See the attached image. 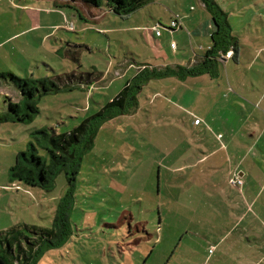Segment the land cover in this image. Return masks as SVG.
Here are the masks:
<instances>
[{"label":"rangeland","instance_id":"obj_1","mask_svg":"<svg viewBox=\"0 0 264 264\" xmlns=\"http://www.w3.org/2000/svg\"><path fill=\"white\" fill-rule=\"evenodd\" d=\"M41 1L49 4L42 7L38 2V8L44 9L37 18L40 27L29 30L33 21L11 10L12 0H0V74L42 79L81 72L98 75L101 82L43 96L38 102L40 113L32 123L0 125V233L24 224L51 228L69 188L64 173L56 178L51 192L11 180L10 170L19 154L34 142V132H69L115 98L137 68L144 70L145 65H151L156 68L148 67L149 70L163 71L157 66H196L204 60L210 42L212 45L213 33L211 38L208 34L199 37L189 33V20L183 22L187 30H168L176 18L174 12H178V18L197 14L192 28L203 25L204 18L210 15L200 0H152L122 17L105 3L98 8L86 0H69L68 6L57 8L56 0ZM214 1L222 5L234 2ZM259 2L264 4V0ZM235 8L243 7L237 2ZM254 8L262 18L243 11L232 20L235 30L249 37L245 40L247 46L264 45V5ZM156 27L162 37L153 36ZM21 32L24 33L18 39L10 40ZM73 53L79 54L81 69L72 60ZM219 67L224 77V67ZM227 73L233 92L251 98L246 104V117L235 107L232 115L215 110L209 120L215 123L213 127L217 120L226 119L234 128H243L241 136L248 143L252 130L264 131V99L253 101L255 96H264V70L246 71L242 67ZM207 75L218 77L217 72ZM194 83L189 78L153 79L139 94V112L102 124L77 179L70 214L73 237L62 248L47 252L39 264H204L209 248L204 241L219 239L224 236L223 230L233 227L209 209L212 206L219 212L222 208L210 195L214 189L212 178L226 180L228 165L223 160L229 155L233 166L240 164L238 155L242 150L233 144L229 151H222L214 169L205 163L178 171L182 165H190L191 158L198 154L190 146L194 138L219 145V130L215 132L208 126L207 101L215 92H228L222 91L223 86L218 87L217 82L214 86L211 82L209 87L203 82L201 89ZM8 98L16 101L21 94L0 80V114L7 111ZM196 120L200 126H196ZM262 135L257 133V137ZM250 151L243 150L244 154ZM39 153L47 157L45 151L40 149ZM242 169L247 174L252 171V175H264V136ZM228 191L232 194L230 188ZM242 230L243 227L237 229L236 234ZM254 230L264 236V228Z\"/></svg>","mask_w":264,"mask_h":264},{"label":"trees","instance_id":"obj_2","mask_svg":"<svg viewBox=\"0 0 264 264\" xmlns=\"http://www.w3.org/2000/svg\"><path fill=\"white\" fill-rule=\"evenodd\" d=\"M152 0H86L88 4L101 7L104 3L118 16H128L149 4ZM213 18L215 31L212 46L204 60L192 67L166 68L163 71L144 69L138 72L118 95L108 102L97 114L84 120L73 130L58 134L37 130L28 146L21 152L16 164L10 170L12 181H19L31 188L46 192L54 189L56 178L64 173L68 190L58 206L53 226H14L0 233V264H39L44 255L65 246L73 237L70 214L75 203V188L84 157L92 151L102 124L119 116L134 113L139 107V94L153 79L176 77L185 80L202 74H215L216 63L221 55L231 49L238 51L239 41L233 35L228 15L214 0H201ZM72 60L81 69L78 53ZM0 80L14 86L21 94V100L8 98V109L0 114V125L5 123H32L39 115V100L46 95L72 91L78 86L100 81L93 73L56 74L42 79L21 78L13 73H1ZM46 152L47 157L39 151Z\"/></svg>","mask_w":264,"mask_h":264},{"label":"crops","instance_id":"obj_3","mask_svg":"<svg viewBox=\"0 0 264 264\" xmlns=\"http://www.w3.org/2000/svg\"><path fill=\"white\" fill-rule=\"evenodd\" d=\"M68 1L69 0H56L54 5H57V8L66 7L69 5ZM73 1L77 2L78 0H73ZM38 2H42L43 5L42 7L49 4V3H43V1L41 0H12V3L9 2L10 3L9 5H12V7L10 6L11 10L14 11L17 10L21 14H24L22 15V19L25 16L28 19L27 20L28 22L32 23L33 21L32 26L30 27L29 30L37 29L40 27V25L37 23V18L39 14H44V9L38 8L37 6L39 4ZM200 2L201 5L204 8H206L201 0ZM237 2H239V5L242 4L243 8L236 9L235 6L237 5ZM218 5L222 7V9L228 15V20L230 22L233 35L239 41L238 51L235 53V51L231 49L226 55L222 54L221 57L218 58L216 63L217 76H218L217 79L210 78V76L207 74H202L195 77H189V79L195 82L194 86H196L197 89L203 88L201 86L203 82H205V85L207 87L211 85V82H214L213 86L215 85V82H217L219 85V86L217 85L218 87L223 86L222 91L226 89V91L228 92V94L225 95L224 94L219 95V93L221 92H215L214 94L208 97V101H207L208 126L212 127L215 132L216 129L219 130L220 140L213 135V137L216 138V140L219 142V145L215 146L214 143H210V141L208 140L205 141V138L198 140L194 138L190 146L192 150L194 151L197 150L198 154L195 157V159L191 158L190 165L188 166L182 165V167H180L178 171L185 167H190V169L192 170L193 168L203 165L205 163L212 165L211 168L214 169V167H217L219 165L218 163L219 160L217 159V156L222 151L225 150L229 151L233 146V144H236L238 150H242V155H238V157H241L240 164L233 166L231 157H229V155H227V158L223 160L224 162L223 164L228 165L227 167L228 173L226 177L228 180L225 178L228 181L227 184H226V180L219 182L218 178H215L214 176L212 178L214 180L212 186L214 187V189L213 192H210V195L215 199L217 203L221 205L222 208L219 210V212L216 211L215 208L213 209L212 206L209 207V209L215 211L216 213H219L221 219L226 221L228 225L231 223L233 227H231V229L229 228L228 230H223L221 233L224 236L219 239L217 238L209 239V240L207 239L208 241H204L205 244L209 246V248H207V255L204 258L205 259L204 264H264V236H262L263 233L259 235L254 230L257 228L258 229L264 228V198H262L264 195V175H252V171L249 172V174H247V172L242 169L243 165L248 161L249 157L251 156L252 151L256 150V148L260 146V141L264 136V131L260 129L259 132L252 130L251 133L249 134L251 142L246 143L244 142L241 136L244 130L243 128H239V127L234 128L229 124V121L226 119L217 120L216 123L219 121L218 124L216 125L217 127L216 126L213 127L212 125L213 121L211 119L209 120V118L211 117V115L215 110L217 112L224 111L225 114L228 112V114L232 115V113L235 112L234 110L235 107H237V109L243 113L244 117H246L245 116L246 104L249 101L248 99L251 98L247 96L248 97L247 99L245 98L246 96H243L240 93L233 92L234 86L231 83L232 80L227 72L230 69L233 71H237L242 67H244L246 71L253 70L254 68L258 70L259 69L264 70V59H262V55H264V45H260L257 43L255 46H247L245 44V40L249 39V37H243L240 34V32H237L235 30V27L233 26L232 20L235 19L236 16H238L239 14L243 13V11L251 12L252 15L255 17L257 16L256 13L258 10L254 7H260L263 6L264 4H261L259 0H256V2L255 0L254 1L234 0V2L232 3H228V1H225V4L222 5L221 3H218ZM193 9L194 8H191V10ZM207 12L209 11L207 10ZM50 13L54 15V12H52V10H50ZM173 14H176V17L178 16V12H174ZM12 15L15 14L13 13ZM209 15L211 18L206 16L204 18L203 25L195 26L192 28V26L194 25H192L191 22L192 20L198 18L197 14L194 15L183 14L180 18L182 21V28L178 30H182L185 28H186L185 30H187L188 28L185 24H183V22L185 21L186 23L189 20L188 21L190 28L189 33L192 32L193 34H196L199 37H204L208 34L211 38V34L214 31V22L210 13ZM94 16L97 17L96 15ZM257 17L262 18V16H257ZM13 18H15V16H13L12 19ZM176 31H170V32L174 33ZM22 33L24 32H21L13 36L10 40L18 39L22 35ZM152 33L153 36L162 37V34L161 36H157L153 30ZM251 36L254 37V34L252 33ZM61 42L64 43V41ZM211 46L212 45L210 42L207 51L211 48ZM230 53H232V55L228 56ZM202 58L203 56L200 57V60ZM234 59L236 63H234L233 61ZM221 65L224 67V77H222L221 73H219L220 70L219 66ZM145 66L147 67L146 69H149L148 67L156 68L155 66H151V65L150 66L145 65ZM177 66H178L177 64H173L170 66L162 65V66H157V69L164 70L167 67L175 68ZM188 66L190 67L191 64H189ZM129 67L133 68L132 66ZM136 71L137 72H135L134 76H136L138 72L141 70L137 68ZM185 80H188V78ZM100 82L101 81H98L97 83L100 84ZM252 85L253 88L256 87L255 84ZM143 90L142 93L144 92ZM239 92L242 91L239 90ZM262 99H264V96L263 94H260V96L258 97L255 96V98H253V101L262 102ZM20 100L21 98L19 100L17 99L16 101L19 102ZM221 101L224 104L220 106L218 103ZM139 110H141V105H139L138 109L134 112V114H136V112H139ZM220 124H222L223 127ZM200 125L201 123L199 121V123L196 124V126H200ZM257 128H261V127H257ZM261 132L263 133V135L259 137ZM257 133H259L258 137H257ZM246 148L251 150L250 152H248V154L246 153L244 154L243 152V150ZM235 175L238 176L243 181L241 187L240 186L236 187L239 190L229 184V179H231ZM228 188H230V191H232L233 195L228 191ZM242 227H243L242 232L236 234V230Z\"/></svg>","mask_w":264,"mask_h":264},{"label":"built area","instance_id":"obj_4","mask_svg":"<svg viewBox=\"0 0 264 264\" xmlns=\"http://www.w3.org/2000/svg\"><path fill=\"white\" fill-rule=\"evenodd\" d=\"M181 28H182V21L180 18L176 17L172 21V23L170 24V27L168 28V30L169 31H176V30L181 29ZM69 29H73V27L72 28L69 27ZM155 31H156L157 36H161V32L157 27L155 28ZM231 55H232V53H230L228 56H231ZM198 123H199V121L197 120L196 124H198ZM230 184L232 186L239 187L243 184V181L238 176L235 175L234 177L231 178Z\"/></svg>","mask_w":264,"mask_h":264}]
</instances>
